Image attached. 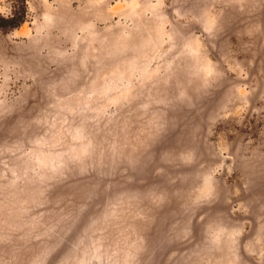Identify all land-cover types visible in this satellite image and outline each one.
<instances>
[{"label": "rangeland", "instance_id": "1", "mask_svg": "<svg viewBox=\"0 0 264 264\" xmlns=\"http://www.w3.org/2000/svg\"><path fill=\"white\" fill-rule=\"evenodd\" d=\"M0 264H264V0H0Z\"/></svg>", "mask_w": 264, "mask_h": 264}]
</instances>
